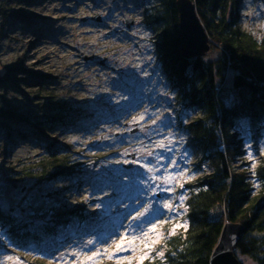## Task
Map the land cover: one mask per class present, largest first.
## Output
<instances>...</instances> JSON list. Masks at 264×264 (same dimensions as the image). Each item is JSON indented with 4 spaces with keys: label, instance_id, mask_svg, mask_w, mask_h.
<instances>
[{
    "label": "rangeland",
    "instance_id": "obj_1",
    "mask_svg": "<svg viewBox=\"0 0 264 264\" xmlns=\"http://www.w3.org/2000/svg\"><path fill=\"white\" fill-rule=\"evenodd\" d=\"M155 1L0 0V64L23 70L16 76L19 80L34 74L27 79L33 87L21 83L24 92L37 96L38 88L45 94L52 90L88 114L71 130L53 132V140L30 138L11 146L0 131V208L5 213L38 223L71 215L77 205L87 210L83 220L71 219L41 248H20L0 225V264H127L128 257L136 264L143 254L140 241L135 253L109 257L125 233L139 236L153 225L156 232L149 235L158 240L143 264H163L157 255L163 251V240L186 228L188 185L208 164L186 149L189 138L173 129L179 118L172 108L175 97L163 78L156 36L143 23L144 11ZM239 15L243 31L264 41V1L243 0ZM131 19L135 23L128 27ZM220 56L212 47L205 59ZM234 76L229 71L222 82L230 99ZM19 91L0 85V107L11 104L27 110ZM187 112L182 118L189 124L198 111ZM242 140L247 167L254 172L264 158V127ZM58 145L62 151L72 148L73 160L84 164L83 173L41 184L29 178L12 185L15 173H36L35 164ZM129 164L134 167L125 168ZM163 194L169 200L156 198ZM237 256L242 264H256Z\"/></svg>",
    "mask_w": 264,
    "mask_h": 264
},
{
    "label": "trees",
    "instance_id": "obj_2",
    "mask_svg": "<svg viewBox=\"0 0 264 264\" xmlns=\"http://www.w3.org/2000/svg\"><path fill=\"white\" fill-rule=\"evenodd\" d=\"M177 1L156 0L144 11L143 23L156 36L163 78L168 80V93L175 97L172 108L179 118L173 129L189 138L186 149L200 156L208 169L188 185L187 226L163 240V264H212L213 252L227 224L244 229L236 256L238 253L256 264H264V158L259 159L252 172L247 167L242 140L247 133L259 134L264 127V41L241 28L239 13L243 0H192L212 47L221 56L215 61H207L205 57L185 60L180 51ZM1 66L4 74L0 72V85L19 89L27 109L20 111L11 104L1 105L0 131L7 144L14 146L30 138L53 140V132H67L88 115L82 107L52 90L45 94L46 90L42 93L38 88L37 96L24 92L21 83L33 87L34 82L27 79H33L34 74L30 72L24 80H19L16 76L23 70L18 66ZM229 71L235 74L232 99L222 87ZM41 83L37 80L36 85L42 87ZM190 109L197 110L198 115L188 124L182 117ZM59 146L62 145L49 148L45 158L35 164L36 173L34 170L15 173L16 182L12 181V185L29 178L41 184L83 173L84 164L73 160L72 148L62 151ZM85 209L77 205V211L71 215L60 214L37 223L0 208V225L6 227V235L20 248L26 250L32 245L41 248L46 238L65 229L71 219L80 216L83 220Z\"/></svg>",
    "mask_w": 264,
    "mask_h": 264
},
{
    "label": "water",
    "instance_id": "obj_3",
    "mask_svg": "<svg viewBox=\"0 0 264 264\" xmlns=\"http://www.w3.org/2000/svg\"><path fill=\"white\" fill-rule=\"evenodd\" d=\"M264 1V0H263ZM179 26L181 31L180 51L185 60L203 58L211 50V39L197 12L192 0H178ZM100 21L99 18H97ZM134 20H128L127 25H134ZM134 165L125 166L127 169ZM244 236V229L235 224L224 226L220 242L212 255V264H242L236 256V250Z\"/></svg>",
    "mask_w": 264,
    "mask_h": 264
},
{
    "label": "snow or ice",
    "instance_id": "obj_4",
    "mask_svg": "<svg viewBox=\"0 0 264 264\" xmlns=\"http://www.w3.org/2000/svg\"><path fill=\"white\" fill-rule=\"evenodd\" d=\"M141 119H143V116H141ZM168 207H170V205ZM143 215L144 214L141 213L140 216H137L134 219L139 220L140 217H142ZM149 232L155 233L156 232V226L153 225V227L150 228L148 230V232L141 231L139 236L133 235V236L129 237L128 234L125 233L123 236L120 237L119 241L116 242L115 250L110 255L109 258H111L112 256H114L116 253H119V252L132 251L133 253H135L137 248L140 247V245L137 244V241H140V244L143 245V250H142L143 254L137 258L136 264H143L144 260L150 256L151 251L153 250L154 245L157 243V240H158V237H157V240H154L152 238V236L149 235ZM88 243L91 245L94 243V241L90 240V241H88ZM74 255H75V253H74ZM94 255H98V253H94ZM157 255L162 258L164 256V252L159 251L157 253ZM93 258H94L93 256L87 257V259L89 261L93 260ZM10 259H11V257H10ZM124 259L127 260V264H132V259L130 257L124 258Z\"/></svg>",
    "mask_w": 264,
    "mask_h": 264
},
{
    "label": "bare ground",
    "instance_id": "obj_5",
    "mask_svg": "<svg viewBox=\"0 0 264 264\" xmlns=\"http://www.w3.org/2000/svg\"><path fill=\"white\" fill-rule=\"evenodd\" d=\"M192 151V150H191ZM159 197H156V198H161L163 197L164 200H169V197L167 194H163V195H158ZM168 197V198H167ZM186 202V201H185ZM241 262V261H240Z\"/></svg>",
    "mask_w": 264,
    "mask_h": 264
}]
</instances>
